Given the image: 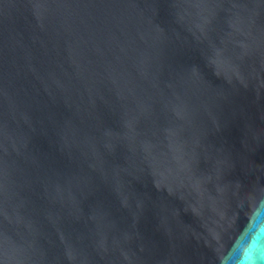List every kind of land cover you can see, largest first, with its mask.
<instances>
[{
	"label": "water",
	"instance_id": "95a60500",
	"mask_svg": "<svg viewBox=\"0 0 264 264\" xmlns=\"http://www.w3.org/2000/svg\"><path fill=\"white\" fill-rule=\"evenodd\" d=\"M0 264H264V0H0Z\"/></svg>",
	"mask_w": 264,
	"mask_h": 264
}]
</instances>
